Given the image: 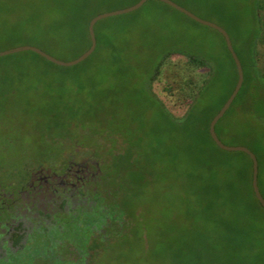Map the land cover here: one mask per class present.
<instances>
[{
	"label": "trees",
	"instance_id": "obj_1",
	"mask_svg": "<svg viewBox=\"0 0 264 264\" xmlns=\"http://www.w3.org/2000/svg\"><path fill=\"white\" fill-rule=\"evenodd\" d=\"M139 1L0 0V52L29 45L73 61L91 47L94 17ZM172 1L231 37L244 83L216 133L224 144L256 155L264 197V0H246L244 12L220 4L208 13L200 11L203 0ZM95 34L94 54L74 67L33 52L0 58V114L15 112L21 130L62 147L29 165L21 181L34 168L62 171L81 149L101 169L89 193L91 210L78 206L76 215L58 219L62 232L59 226L49 232V250L63 251H48L47 264H91L136 218L131 199L147 193L157 196L167 238L153 264H264V209L252 187V160L221 150L209 131L238 81L224 37L157 0L100 21ZM174 66L177 78L184 74L175 79L187 108L181 116L153 90ZM219 89L223 94L213 106ZM237 118L239 125L232 122ZM82 215L84 226L75 223Z\"/></svg>",
	"mask_w": 264,
	"mask_h": 264
},
{
	"label": "rangeland",
	"instance_id": "obj_2",
	"mask_svg": "<svg viewBox=\"0 0 264 264\" xmlns=\"http://www.w3.org/2000/svg\"><path fill=\"white\" fill-rule=\"evenodd\" d=\"M220 4L231 8L233 12L235 10L244 12L246 5L250 2L246 0H203L204 6L200 8V11L201 13L203 11L205 13L213 12ZM180 59L175 57L179 68L182 67ZM260 66L264 70V48L261 50ZM175 72L174 66L165 80L157 81L154 84L153 90L174 115L181 116L187 108L178 96L179 91L176 89V81L182 79L181 77L184 74L177 78ZM223 91V89L215 91L211 101L213 106L221 98ZM19 122L20 117L13 111L5 115L0 114V185L4 184V190L8 193L11 192V188L7 184L15 185V183L21 181L29 165L41 164L53 149L58 153L61 152L62 148L59 145H46L38 140V135L29 133L25 129L21 130L22 127H18L16 124ZM232 122L237 125L240 123L238 118L232 119ZM74 154L75 156L72 157H75L77 163L82 164L85 160H92L87 150H77L74 151ZM40 156L42 157L38 158ZM53 162H56V160L53 159ZM94 169L92 167L93 171ZM90 190L92 188H89ZM47 200H50L49 195ZM130 202L131 212L136 215V218L127 223V229L121 237L118 239L111 238L105 247L94 255L91 264H153L155 262L161 244L167 240L166 232L163 231L165 230V220L162 218L157 196L154 193H147L143 197L132 198ZM92 204L93 202L90 201L88 204H84L86 205L85 210L90 211ZM75 207H77V202H74L68 208H64L63 215H76L77 209ZM51 209L53 208H48V211H51ZM120 211L121 209H119V213ZM84 218L83 215L80 216L79 219L75 220V223L84 226L88 222L87 218ZM89 261L87 259V264Z\"/></svg>",
	"mask_w": 264,
	"mask_h": 264
},
{
	"label": "flooded vegetation",
	"instance_id": "obj_3",
	"mask_svg": "<svg viewBox=\"0 0 264 264\" xmlns=\"http://www.w3.org/2000/svg\"><path fill=\"white\" fill-rule=\"evenodd\" d=\"M101 175L96 161L80 164L72 157L62 171L34 168L26 180L11 185L10 193L0 191V264H47L48 251L62 254L61 247L49 250L47 236L53 226L63 231L58 219L64 208L92 202L89 188Z\"/></svg>",
	"mask_w": 264,
	"mask_h": 264
},
{
	"label": "water",
	"instance_id": "obj_4",
	"mask_svg": "<svg viewBox=\"0 0 264 264\" xmlns=\"http://www.w3.org/2000/svg\"><path fill=\"white\" fill-rule=\"evenodd\" d=\"M149 1L150 0H140L137 4H135L131 7H128L126 9L107 12V13H103V14H100V15L94 17L90 21L89 27H88L90 40H91V47L88 49V51H86L79 58H77L73 61L67 62V61L59 60V59L51 56L50 54L46 53L45 51L41 50L40 48L35 47V46H29V45L12 48V49H9L6 51H1L0 52V58L6 57L9 55L23 53V52H33V53L40 55L41 57L45 58L46 60H48L49 62H51L57 66H61V67L77 66V65L83 63L84 61H86L89 57H91L94 54V52L97 48V39H96V34H95V27L100 21L108 19V18L117 17V16L131 14L133 12H136V11L140 10ZM157 1L172 7L173 9H175V10L179 11L180 13L188 16L190 19H192L193 21H195V22H197L203 26H207L209 28H212V29L218 31L224 37V39L226 41L227 48H228V50H229V52H230V54H231V56L235 62L236 68H237L238 81H237L236 87H235L232 95L229 97V99L224 104L222 109L219 111V113L213 118L212 122L210 123L209 131H210V135H211L213 141L221 150L228 151V152H241V153L247 154L250 157V159L252 160V163H253V174H252L253 191H254V194H255L257 200L259 201L260 205L264 209V197L261 194L259 184H258L259 164H258V160H257L256 155L247 147L229 146V145L224 144L218 138L217 133H216L217 124L226 115V113L230 110L231 106L233 105L235 99L237 98V96H238V94H239V92L243 86V83H244L243 67H242L241 61H240L237 53L234 50L233 43H232V40H231L229 33L223 27L219 26L218 24L211 22V21H208V20H205V19L197 16L196 14L192 13L191 11L180 6L179 4L175 3L172 0H157Z\"/></svg>",
	"mask_w": 264,
	"mask_h": 264
}]
</instances>
